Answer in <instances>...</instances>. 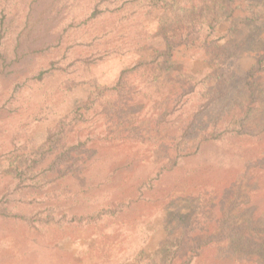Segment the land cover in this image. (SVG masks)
<instances>
[{
  "label": "rangeland",
  "instance_id": "obj_1",
  "mask_svg": "<svg viewBox=\"0 0 264 264\" xmlns=\"http://www.w3.org/2000/svg\"><path fill=\"white\" fill-rule=\"evenodd\" d=\"M133 2L0 0L12 27L0 50V213L24 215L0 217V264H177L185 229L203 244L227 215V225H264V64L252 99L249 57L228 63L231 78L189 63L180 79L128 75L108 91L157 30L155 15L128 12ZM91 94L116 109H71ZM203 130L212 140L161 170ZM92 180L102 184L74 196ZM195 255L190 264H245L214 243Z\"/></svg>",
  "mask_w": 264,
  "mask_h": 264
},
{
  "label": "trees",
  "instance_id": "obj_2",
  "mask_svg": "<svg viewBox=\"0 0 264 264\" xmlns=\"http://www.w3.org/2000/svg\"><path fill=\"white\" fill-rule=\"evenodd\" d=\"M9 1L11 0H4L6 3ZM134 1L128 12L131 15L138 13L144 17L155 15L157 30L153 34H145V38L150 39L148 45L144 42L138 49H133L141 56L149 53L148 56L141 58L140 62L134 65L131 70L121 71L115 85L112 87L103 86L105 89L108 91H115L116 87L120 89L125 85V78L128 75H140L143 78L151 79L154 83L163 79L168 80L174 76H179L180 79L183 77L180 75L181 66L189 63L191 65L201 63L206 66L207 72H209L206 74L207 78H214L218 74H226V78H231L233 73L230 71L231 67L228 66V63L232 60L239 61L243 57H249L253 60L255 68L247 72L245 81L249 98H254V79L258 77L261 64H264V0ZM3 16L4 14L0 11L1 52L5 51L6 46H10L12 43L8 34L12 27L10 28L7 18ZM43 74L40 73L37 80L45 76ZM180 88L182 87L171 90V96L174 97L177 91H181ZM99 98L98 94L94 96L91 94L85 98L77 99L71 105V109H116V104L110 100L104 101L107 107L99 106L97 103ZM78 116L82 118L83 115ZM74 117L75 115L71 119L74 127L80 125L78 122L84 124L83 121H75ZM188 129H190L189 126L184 127V130L181 128L179 132L181 133L183 130V134L186 135ZM175 132H178L177 128L170 135L173 134L172 136L176 137L178 134ZM199 133H202V137ZM197 134L198 138L195 144L174 149L172 156L165 159L166 163L162 165V171L166 168H174L179 159L189 157L202 144L207 143L206 141L212 140V132L206 133V130H203ZM186 142H195V137ZM90 143L93 147L96 146V141L93 140ZM43 158L37 163L36 169L39 168ZM170 161L172 164H169ZM86 162L90 163L92 160L88 159ZM55 165V161H50L48 163L49 170H53ZM101 184L94 180L89 183L79 181L78 192L74 193V196L79 193L87 194L90 190L97 189ZM119 205L111 204L109 210L119 207ZM109 210H102L99 213L106 215L110 212ZM0 217L24 220V215L18 212L14 214V217H9V213H0ZM227 217L218 224L219 237L212 238L203 244L197 237L202 232L201 230L185 229L184 234L180 237L183 239L180 244L188 256L180 255L176 263L185 264L184 262H187L190 264L191 254L197 255L198 251L206 244L214 243L219 246L226 260L235 263L264 264V225L261 226V229H258L259 225L251 228L247 222H243L239 226L227 225V222L232 218L230 215Z\"/></svg>",
  "mask_w": 264,
  "mask_h": 264
}]
</instances>
